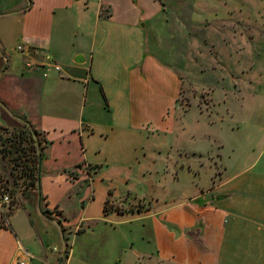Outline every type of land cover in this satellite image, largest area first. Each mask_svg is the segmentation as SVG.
Segmentation results:
<instances>
[{"label":"crops","instance_id":"obj_1","mask_svg":"<svg viewBox=\"0 0 264 264\" xmlns=\"http://www.w3.org/2000/svg\"><path fill=\"white\" fill-rule=\"evenodd\" d=\"M36 1L23 0L16 10L23 15L19 37L27 38L24 51L6 61L0 56V109L23 111L13 100H30L25 112L46 140L39 192L51 215L45 216L41 205L14 209H23L27 220L16 227L6 218L9 227L0 226V264H58L62 254L68 261L66 240L112 218L141 221L145 249L136 253L143 264H264V142L258 153L250 146L253 155L244 145L225 154L218 135L232 131L225 125L181 130L192 150L204 152L211 142L223 141L220 172L205 167L196 176L182 173L178 185L194 199L171 196L130 215L104 211L106 201L117 203L129 194L151 198L157 189L145 172L146 151L155 147L156 135L167 140L179 132V70L188 60L166 53L189 49L192 72L199 83L212 86L218 103L230 101L225 88L231 74H238L242 87L232 100L234 114L245 126L253 121L264 128L262 88L256 93L261 107L244 109L247 24H230L229 0H210L206 16L199 10L201 0H96L95 24L77 25L80 33L66 51L60 48L52 12L32 13L41 10ZM45 1L51 9H71L79 0ZM183 31L190 40L185 48ZM45 52L61 71L43 75L39 63ZM27 61L33 65L27 67ZM258 61L264 69V52ZM204 63L212 70L207 79L200 69ZM116 179L124 182L120 193ZM50 229L59 232L64 248H51Z\"/></svg>","mask_w":264,"mask_h":264},{"label":"rangeland","instance_id":"obj_2","mask_svg":"<svg viewBox=\"0 0 264 264\" xmlns=\"http://www.w3.org/2000/svg\"><path fill=\"white\" fill-rule=\"evenodd\" d=\"M201 1L203 6L202 8L200 6L199 10L202 15L206 16V5L209 9L210 0ZM214 1L216 2V0ZM0 2H2L0 7L3 9L2 12L0 11V56L6 61L7 57L14 58L18 55L20 51L17 50V46H24L27 43V38L26 36L19 37L23 15L16 11L23 0H0ZM36 2L41 10H34L33 14L44 13L46 9L52 12L55 32L59 37L60 48L63 51H66L68 44L73 42L75 36L79 35L81 28L77 25L86 23L89 28H92L97 18L95 13L96 0H88V2L79 0L71 9L60 8L56 5H53L51 9V5L45 6L47 5L45 0H37ZM229 4L230 24L239 25V23L245 22L247 24L245 60H247L248 66L245 72L247 82L244 109L255 111L262 104L260 97H258L260 94L256 93H261V88L264 92V87L261 86V73L264 69H262L263 64L258 61V54L264 52V0H229ZM187 41L189 44V36L183 31V48H185ZM166 57H187L189 60L190 52L189 49L182 53L178 51L174 53L173 51V53H166ZM188 60L186 66L179 70L181 84L175 111L176 126L180 128L179 132L167 140L156 135L153 140L156 144L155 147L146 151L145 172L150 174L157 189L153 187L151 198H138L136 195L129 194L120 202L108 201L106 204L107 212L119 210L130 215V212L135 214L147 212L157 204L158 200L161 203L171 196L187 195L190 199H194L190 196V191L178 185L182 173L186 170L189 174L196 176L202 173V169L205 167L214 168L215 173L222 170L223 141L211 142L210 148L204 152L192 150L189 147L190 138H184L181 132L188 126L193 125L195 130H207L213 126L219 128L224 125L228 126L229 129L232 128L231 132L218 133L224 140L225 154L234 146L240 150L242 145L247 150V155L254 153L250 150L251 145L255 148V153L259 152L264 142V128L252 125L253 121L245 126L239 122V118L234 114L233 104L236 102L232 100L236 96L234 94L242 87L237 79L238 74H235L236 76L231 74V84L225 88V92L232 96L230 101L227 104L218 103L214 100L212 86L198 82ZM200 69L203 78L212 73L207 63L201 65ZM14 95L15 93H12L11 97ZM13 103L18 108L22 106L20 109L23 111L13 113L10 110L0 109V212L4 214L5 223L7 218L9 219L8 223L20 227L24 225L28 214L23 209H18L13 210L7 216L12 202H16L17 207L41 205V209L45 208L43 197L37 191L36 185L28 186L26 173L22 171L21 166H16L20 162L15 152L16 146L13 144L21 134L29 137L31 131H39L36 137L41 145H44L41 150V159L46 144L44 134L36 128L35 123L30 121L28 111L25 112L28 108L27 105L30 106V100L24 102V100L18 99V101L13 100ZM149 119L152 123L155 122V118L150 117ZM240 127L242 129L238 132ZM262 158H264V154ZM212 181L214 182L213 178ZM113 184L118 193L125 189L124 182L120 180L116 179ZM4 197H7V200ZM42 213L48 217L51 215L49 210ZM49 234L52 238L51 248L54 247L55 250L64 248V241L58 231L50 229ZM144 234L146 232L142 229L140 220L124 218L121 222H117L116 219L112 218V220H107V223H100L94 230L75 234L68 241L66 240V244L71 245L68 261L66 260L67 254H62L58 264H143L144 260L138 257L136 252L141 253L145 249L141 238Z\"/></svg>","mask_w":264,"mask_h":264},{"label":"trees","instance_id":"obj_3","mask_svg":"<svg viewBox=\"0 0 264 264\" xmlns=\"http://www.w3.org/2000/svg\"><path fill=\"white\" fill-rule=\"evenodd\" d=\"M38 133L39 131L33 130L31 131L29 137L21 134L20 137L15 139L13 146H16L15 152L17 153V157L19 158L20 162V164H16V166H21L22 171L26 173L28 177V186L36 185L37 191L39 192V164L41 159V150L44 145H41V142L37 139L36 135ZM44 142L46 143L45 139ZM107 202L108 201L105 202L104 211H107ZM15 203L16 202H12V204H10V210L7 213V216L10 215L14 209L18 208ZM45 211L46 209H42V212ZM0 215V226L9 227V225H7L4 221V214L0 213Z\"/></svg>","mask_w":264,"mask_h":264},{"label":"built area","instance_id":"obj_4","mask_svg":"<svg viewBox=\"0 0 264 264\" xmlns=\"http://www.w3.org/2000/svg\"><path fill=\"white\" fill-rule=\"evenodd\" d=\"M24 46L18 45L17 50L23 52ZM27 67H31L33 65L32 62L27 61L25 63ZM39 66L44 69L43 75L46 76L49 69H53L55 71H61L60 65L52 59V57L48 53H43V60L39 63ZM7 200V197H4ZM14 264H26L24 260H17Z\"/></svg>","mask_w":264,"mask_h":264},{"label":"water","instance_id":"obj_5","mask_svg":"<svg viewBox=\"0 0 264 264\" xmlns=\"http://www.w3.org/2000/svg\"><path fill=\"white\" fill-rule=\"evenodd\" d=\"M77 60V59H76ZM77 61H80V60H77Z\"/></svg>","mask_w":264,"mask_h":264}]
</instances>
